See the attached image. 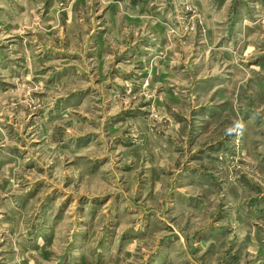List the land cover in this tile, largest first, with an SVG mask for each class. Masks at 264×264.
Listing matches in <instances>:
<instances>
[{"label":"rangeland","instance_id":"374dc122","mask_svg":"<svg viewBox=\"0 0 264 264\" xmlns=\"http://www.w3.org/2000/svg\"><path fill=\"white\" fill-rule=\"evenodd\" d=\"M0 264H264V0H0Z\"/></svg>","mask_w":264,"mask_h":264},{"label":"clouds","instance_id":"9594fccd","mask_svg":"<svg viewBox=\"0 0 264 264\" xmlns=\"http://www.w3.org/2000/svg\"><path fill=\"white\" fill-rule=\"evenodd\" d=\"M243 128H244L243 122L242 121H237L236 124L233 127H229L227 129V133L229 135H232L233 133L239 135V134H242Z\"/></svg>","mask_w":264,"mask_h":264},{"label":"crops","instance_id":"0c3cea01","mask_svg":"<svg viewBox=\"0 0 264 264\" xmlns=\"http://www.w3.org/2000/svg\"><path fill=\"white\" fill-rule=\"evenodd\" d=\"M206 24H208L207 26H208V29H209V31H210V33H209V31H208V35L210 34V39L211 40H215L216 39V33L214 32V29H213V23L210 21V20H206ZM211 27H212V30H213V34H211ZM194 38L193 37H191L190 38V41H192ZM225 53V52H224ZM225 54H227V55H229L230 56V54L229 53H225ZM214 61L217 63V60L215 59V60H213V63H214ZM216 63H214V64H216Z\"/></svg>","mask_w":264,"mask_h":264}]
</instances>
